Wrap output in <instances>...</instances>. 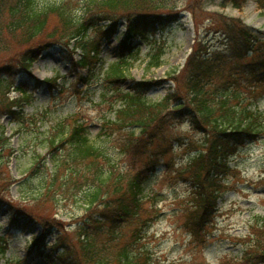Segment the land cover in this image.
<instances>
[{
    "label": "trees",
    "instance_id": "trees-1",
    "mask_svg": "<svg viewBox=\"0 0 264 264\" xmlns=\"http://www.w3.org/2000/svg\"><path fill=\"white\" fill-rule=\"evenodd\" d=\"M200 1L61 0L39 6L36 0H0V216L7 210L10 225L3 234L4 224L0 223V259L12 228L24 219L41 224L40 233L32 236L27 247L30 258L26 264L38 258L49 264H157L145 250L135 248L154 220L145 215L151 198L144 183L159 163L166 161L170 167L175 141L185 144L171 130L173 124L184 121L202 134L200 141L186 143L185 149L192 154L176 171L194 189L186 224L196 237L208 228L223 189L221 177L230 170L228 160L246 141L264 134V112L236 104L264 94V32L239 18L198 10ZM245 2L223 0L222 6L241 10ZM258 3L264 7V0ZM184 9L198 22L203 21L198 13L207 15L204 31L220 35L221 45L213 48L199 37L181 70L175 69L165 79L134 80L130 67L140 58V48L133 40L157 32L163 35ZM120 21L125 23V31L118 59L104 73L111 92L108 111L113 117L102 116L95 141L77 122V115L53 121L42 140L47 153L35 151L34 164L25 177L14 179L7 166L15 150L1 119L8 117L19 129L31 124L36 127L40 119L48 123V110L40 112L38 120L25 112L31 101L29 87L47 84L54 88L59 78H35L30 73L32 63L42 50L58 45L70 53L72 71L94 73L101 44L116 34ZM154 42L147 69L163 62L165 46L158 39ZM77 51L78 58H73ZM18 75L24 79L16 85ZM126 80L131 83L129 89L124 87ZM167 80L172 81V90L160 100L148 101L147 92ZM12 90L19 95L10 96ZM243 93L248 98L240 97L246 96ZM109 149L118 152L119 164L110 157ZM15 182L22 193L25 190V199L29 197L24 203L11 194ZM70 189L79 192L85 214L66 228L51 211ZM249 229L248 236L238 239L244 246L241 258L222 264L264 263V217H257ZM5 264L24 263L10 259Z\"/></svg>",
    "mask_w": 264,
    "mask_h": 264
},
{
    "label": "rangeland",
    "instance_id": "rangeland-1",
    "mask_svg": "<svg viewBox=\"0 0 264 264\" xmlns=\"http://www.w3.org/2000/svg\"><path fill=\"white\" fill-rule=\"evenodd\" d=\"M61 0H36L37 5L44 6L52 2ZM223 0H202L197 5L198 10L205 13H218L227 17L241 19L246 25L264 32V7H260L258 0H246L243 8L238 10L231 5L222 6ZM192 3V2H191ZM203 21H196L192 12L184 9L179 14L177 22L168 27L162 34H150L147 38H137L133 41L135 46L140 48V58L134 61L130 67V75L134 80L141 79H165L175 69L181 70L186 58L191 53L194 42L199 37H204L208 43L216 48L223 42L220 35L214 31L205 32L207 15L198 13ZM123 23L116 29L115 36L110 41H104L101 46L100 64L92 74L86 69L80 70L83 81H75L77 77L69 71V52L64 51L58 45H53L44 49L40 57L32 64L30 71L33 76L43 79L60 75L59 88L51 90L49 85H43L33 93V98L24 108L26 113L35 114L38 120L40 112L48 110L50 121L48 123L37 122L24 125L20 129L16 123L9 121L8 117H3L1 123L6 128V135H10V146L15 150L14 155L8 163V170L14 179L25 177L26 170L34 164L33 154L38 151L41 155L47 153L43 139L48 127L53 125V121L67 116L77 115V122L85 126L89 138L93 141L97 139L100 130L102 116L113 117V113L108 111L111 101L110 89L104 79L105 70L118 59L117 51L119 42L122 40ZM197 26V28H195ZM158 39L165 46V53L162 57V64L158 67L146 68L148 55L154 51L155 42ZM73 42L69 47H72ZM210 46V47H211ZM78 58V52L72 54ZM19 80L24 79L22 76ZM18 84V83H17ZM131 83L125 81L124 87L129 89ZM172 81H165L163 85L155 86L147 92L148 101L160 100L168 91L172 90ZM32 88V87H29ZM246 91V90H245ZM247 94V93H243ZM249 94V93H248ZM19 92L12 91L10 96H17ZM32 97V96H31ZM240 97H247L240 94ZM248 98L236 103L239 106L247 105L248 108L256 112H264V96L261 98ZM237 100H234L235 103ZM116 103V105H118ZM38 112V113H36ZM29 129V130H28ZM175 135L184 141V145L176 142L171 155L172 166L177 169L185 165L187 156L192 152L185 149L186 143L200 141L202 134L193 131L190 125L184 121L180 124H173L172 129ZM110 157L120 163V155L114 149L107 150ZM51 158L47 154L46 161L50 166ZM174 164V165H173ZM231 171L223 179L224 187L217 201L216 216L200 234V239L187 228V217L192 206L193 192L191 187L180 178L164 172L163 168L150 176L144 183V191L153 199L147 207L145 215H151L152 220L142 238L140 244L135 248L145 250L150 259L157 264H222L223 260L232 262L239 260L244 250L242 241L248 236L249 225L256 217H264V134L248 143L240 149V153L230 160ZM34 182L36 179L33 180ZM15 182L10 190L12 196L19 203H24L25 190L23 193ZM47 207V206H46ZM154 210V211H153ZM36 213L40 212L35 209ZM52 214L57 219L64 222L67 227H73L75 220L85 214L84 204L81 201L79 192L70 191L55 202ZM7 210L1 211L0 222L4 224L3 233L10 228L7 218ZM49 215V214H48ZM133 225L128 228L130 232ZM41 231V224L21 220L17 226L12 228V237L8 241L9 248L6 257L22 259L27 253V247L31 243V238ZM3 260H0V264ZM32 264H49L45 260H35Z\"/></svg>",
    "mask_w": 264,
    "mask_h": 264
}]
</instances>
